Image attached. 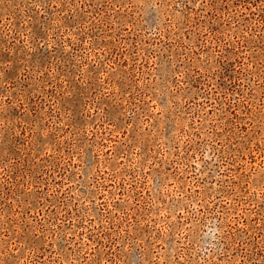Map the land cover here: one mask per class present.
<instances>
[{
	"label": "rangeland",
	"instance_id": "obj_1",
	"mask_svg": "<svg viewBox=\"0 0 264 264\" xmlns=\"http://www.w3.org/2000/svg\"><path fill=\"white\" fill-rule=\"evenodd\" d=\"M0 264H264V0H0Z\"/></svg>",
	"mask_w": 264,
	"mask_h": 264
}]
</instances>
